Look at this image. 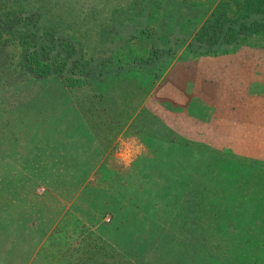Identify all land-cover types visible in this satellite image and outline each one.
<instances>
[{
    "label": "rangeland",
    "instance_id": "1",
    "mask_svg": "<svg viewBox=\"0 0 264 264\" xmlns=\"http://www.w3.org/2000/svg\"><path fill=\"white\" fill-rule=\"evenodd\" d=\"M75 26L68 30L79 38ZM239 49L217 53L219 70L201 60L198 73L192 59L213 53L181 47L157 62L160 76L152 83L149 74L137 93L121 85L126 75L100 87L23 76L19 86H2L0 264H74L84 242L114 244L135 260L142 254L143 263L155 249L164 264H264V77H257L264 69L256 72L263 62ZM240 60L254 72L233 79L231 66ZM195 75L197 84L189 83ZM204 90L226 93L229 102L207 101ZM95 94H106L111 105L92 107ZM116 97H126L132 118L122 127ZM101 110L110 122L99 123ZM60 143L99 164L90 173H66L68 182L56 189L51 178L64 175L52 164ZM40 151L46 172L37 168ZM28 163L40 171L29 175ZM195 209L209 220L206 230L200 222L193 230L189 225ZM174 237L191 249L171 255Z\"/></svg>",
    "mask_w": 264,
    "mask_h": 264
},
{
    "label": "trees",
    "instance_id": "2",
    "mask_svg": "<svg viewBox=\"0 0 264 264\" xmlns=\"http://www.w3.org/2000/svg\"><path fill=\"white\" fill-rule=\"evenodd\" d=\"M242 45L264 47V0H0V88L19 86L22 76L77 88L126 75L121 85L137 93L149 74L152 83L160 76L157 62L181 47L196 55ZM196 212H188L189 225L206 230L209 220ZM171 240V255L191 249L186 239ZM77 252L74 264H164L155 249L144 263L109 243L84 242Z\"/></svg>",
    "mask_w": 264,
    "mask_h": 264
},
{
    "label": "crops",
    "instance_id": "3",
    "mask_svg": "<svg viewBox=\"0 0 264 264\" xmlns=\"http://www.w3.org/2000/svg\"><path fill=\"white\" fill-rule=\"evenodd\" d=\"M238 48H240L239 50H245L246 49V52L245 53H242V55L247 59V60H251V61H254V59H255V57L256 58H258L259 60H261L262 62H263V64L262 65H256V68H255V70H256V72H258V71H261V70H263L264 69V47H252V46H248V45H242V46H240V47H238ZM252 50H255V51H258L255 55H253V54H251V53H249V52H251ZM218 55H220V54H215V53H213V54H208V55H201L202 57L200 58V59H192V63L195 65V67H198V70H197V72L198 73H200L202 70H201V68H200V64H199V62L201 61V60H204V63H205V68L206 67H208V66H210V65H213L216 69H221L222 68V66H223V64L221 63V60H219V59H221L220 58V56H218ZM226 56H229V55H227L226 54ZM237 58H239V56L237 55V56H234V57H232V61H234V60H237ZM242 59H244V58H242ZM214 62V64H213V62ZM193 64H191V66L190 67H192L193 68ZM245 66H246V64H245V60H240L239 61V65L238 64H233L232 66H231V68L233 69V71L234 72H232V75H231V77L234 79L235 78V75L236 74H243L242 72L245 70V69H248L249 71H250V73H253L254 72V69L250 66V67H247V68H245ZM200 68V69H199ZM204 72H205V74H207V72L204 70ZM255 72V73H256ZM208 75V74H207ZM205 77L207 78L208 76H206L205 75ZM257 77H264V72H263V74H261V73H258L257 74ZM196 79L198 80V76L197 75H195L194 76V80H190L189 81V83L191 82V83H193V84H197V81H196ZM227 80L228 79H226L225 78V80H224V82L226 81L227 82ZM205 81H207V80H205ZM256 83V82H255ZM258 84V83H257ZM256 84V85H257ZM158 86H159V84H157ZM205 91V97L203 96V98L205 99V100H210V98L213 96V98H214V102L215 103H217V105L219 106L220 104H223V103H228L229 102V97H228V94H226V93H224V94H220V93H216L215 95H213V94H210L209 93V91H207V90H204ZM197 94V93H196ZM208 95H210V97H209V99H207V97H208ZM104 96H106V94L104 95ZM201 96V95H200ZM103 97V96H102ZM108 97V96H107ZM97 98V97H96ZM100 99H102L101 97H100ZM105 99H106V97H104V99L103 100H95L94 102H93V106L92 107H96L95 109H97L98 107H97V105H98V103H100L101 105H103L104 103H106V104H108V105H111V102H105ZM110 99H111V96H110ZM120 103V107L118 108V110H117V115L119 116V118L118 119H120V121H121V123H119L120 124V126L122 127L126 122H129L130 123V120H132V118L131 117H129V119L127 118L128 117V115H127V111H129V110H127V105H126V97L124 98V100H123V102L120 100H118L117 99V97H116V100L114 101V103H115V108L117 107V103ZM130 107L128 106V109H129ZM129 113H130V111H129ZM100 115H102L101 116V119H100V121H99V123H102V122H104V123H107V122H110V117L111 116H105V113H103V111L101 110V112L99 113ZM131 114H132V112H131ZM107 115V114H106ZM103 117V118H102ZM126 127V126H125ZM124 127V128H125ZM92 132H93V134H94V136H95V131H94V129H92ZM114 134L115 133H117V131H116V129H114ZM92 134V135H93ZM113 134V135H114ZM112 137V136H111ZM110 137V138H111ZM115 139V138H114ZM105 141V140H104ZM94 142H97V138H96V140L94 141ZM60 146H61V148H62V152H61V149L58 151L59 152V154H58V156H59V158H57V156H55L56 158L53 160V162H52V164H53V166H56L57 168H59V172H61V173H64V175H61V176H57V178H51V179H53V181H52V184H51V187L52 188H62V186H61V184L60 183H64V184H66L67 182H68V175L66 174V173H69V172H77V173H79V172H83V173H90V172H93V169H95V167H98V164H99V162H96V164H95V162H90V161H88V159H86L85 161H82L81 160V157H80V150L79 149H75V148H72L71 147V149L72 150H76V151H78L77 153H75V154H73V153H70L69 151H66V150H63V148H64V145L62 144V143H60ZM67 147V146H66ZM68 148V147H67ZM78 148V147H77ZM95 148V147H94ZM34 153V152H33ZM40 153H42L43 154V156H44V160L43 159H41L39 162L41 163V165H42V167H37V168H41L44 172H46V170H45V166H46V164H42L44 161H46V157H45V152L44 151H40ZM99 153V152H98ZM55 155H57V154H55ZM83 156H85V154L83 153ZM97 156H99L98 154H97ZM31 160V156H29V160L28 161H30ZM22 163H24L23 161H22ZM27 167V166H26ZM36 166L35 165H33V164H29L28 163V168L25 170L29 175L30 174H35L34 172H37V171H40V170H37L36 168H35ZM25 171H23V172H25ZM50 171H52V170H50ZM53 171H55V170H53ZM29 179V178H28ZM81 179V178H80ZM79 179V180H80ZM32 180H33V178H32ZM85 180H86V178L84 177V178H82V182H85ZM32 182V181H31ZM72 182H76V178H75V180H71V183ZM81 189H83L82 188V186H81V184H80V187H78L73 193H72V197H74L76 194L78 195V193L81 191ZM68 204H70V203H68ZM68 204H67V206H68Z\"/></svg>",
    "mask_w": 264,
    "mask_h": 264
}]
</instances>
